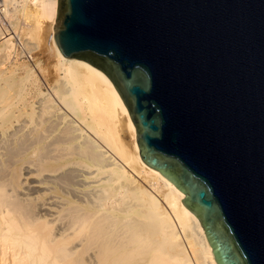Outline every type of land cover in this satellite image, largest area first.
I'll use <instances>...</instances> for the list:
<instances>
[{
    "label": "water",
    "instance_id": "95a60500",
    "mask_svg": "<svg viewBox=\"0 0 264 264\" xmlns=\"http://www.w3.org/2000/svg\"><path fill=\"white\" fill-rule=\"evenodd\" d=\"M52 33L111 81L216 263L264 264V0H57Z\"/></svg>",
    "mask_w": 264,
    "mask_h": 264
},
{
    "label": "bare ground",
    "instance_id": "6f19581e",
    "mask_svg": "<svg viewBox=\"0 0 264 264\" xmlns=\"http://www.w3.org/2000/svg\"><path fill=\"white\" fill-rule=\"evenodd\" d=\"M56 8L0 0V66L35 48L28 39L17 51L14 31L35 39L43 30V52L55 58L46 90L37 78L32 87L0 83L2 264H217L184 194L140 159L111 81L59 52Z\"/></svg>",
    "mask_w": 264,
    "mask_h": 264
},
{
    "label": "rangeland",
    "instance_id": "374dc122",
    "mask_svg": "<svg viewBox=\"0 0 264 264\" xmlns=\"http://www.w3.org/2000/svg\"><path fill=\"white\" fill-rule=\"evenodd\" d=\"M1 21H0V23H1V25L2 26H5V25H7L8 23H7V21H5L4 19H0ZM3 21H5V22H3ZM3 23H4V25H3ZM16 25H17V23H18V25L20 24L18 21H16L15 20V22H14ZM8 26V25H7ZM7 26H5V27H7ZM15 32V34L13 33H11L12 34V41H14L15 43H16V37H17V33H16V31H14ZM41 32V36H39L38 37V35L35 37V39H33V38H29V36L27 37L26 35H24L23 36V34L21 35V36H19L20 37V40L22 39V38H24V39H22L21 40V42L22 41H27L28 39V41L33 45V46H35V48H33L32 50H31V52H34V53H31L30 52V56H29V53L27 54V52L25 53V52H23L22 54H24V55H22L21 53V55L20 54H18V57L16 56V54H14V52L12 53V55H11V57L9 58V61H8V59L7 60H5V62L2 64V66H0V83L3 85L4 84V82H7V83H12L13 85H15V89H17V86L19 85V84H21L22 82H27V84L29 85V86H33V81H34V79L35 78H37V81L38 82H40L39 83V85H40V87L42 88V90H46V88H45V85L43 84L44 82H43V79L45 78V76L44 75H46L47 74V70H45V68L46 69H48V68H50V66H51V63L52 62H54L55 61V58L53 57V56H50V57H46V52H43L44 51V49H45V45H46V48H47V39H44V36L42 35V33H43V30H41L40 31ZM15 35V36H14ZM39 35H40V33H39ZM26 37H27V39H26ZM38 37V38H37ZM41 37V38H40ZM15 38V39H14ZM38 39V42L36 41ZM33 40V41H32ZM39 40H40V42H39ZM33 42V43H32ZM46 42V43H45ZM38 43V44H37ZM41 43V44H40ZM36 44H37V46H36ZM23 47V46H22ZM39 48V49H37V48ZM43 47V48H42ZM16 49H17V51H21L22 50V48L20 49V47L18 48L17 46H16ZM35 49V50H34ZM37 49V50H36ZM46 51V50H45ZM45 53V54H44ZM13 54H14V56H13ZM26 55V56H25ZM32 55V56H31ZM30 58H29V57ZM44 58H43V57ZM14 57V58H13ZM26 58V59H25ZM45 58H47V59H45ZM37 59V60H36ZM11 60V61H10ZM24 60H25V62H24ZM44 60H46V61H44ZM48 61H49V63H48ZM51 62V63H50ZM48 64V65H47ZM1 65V64H0ZM29 65V66H28ZM33 67H35V68H33ZM42 67V68H41ZM39 68H41V69H39ZM22 69V70H21ZM43 69V70H42ZM45 70V71H44ZM32 72V73H31ZM40 73V74H39ZM27 74H30L29 76H28V79H25V76L27 75ZM33 75H35L36 77H34ZM38 76V77H37ZM31 86V87H32ZM45 88V89H44ZM11 93L13 94L14 93V91H11ZM126 139V142L128 143V141H129V139H128V137L127 138H125ZM22 177V176H21ZM1 258V257H0ZM0 264H2V262H1V260H0Z\"/></svg>",
    "mask_w": 264,
    "mask_h": 264
},
{
    "label": "built area",
    "instance_id": "2783aa9c",
    "mask_svg": "<svg viewBox=\"0 0 264 264\" xmlns=\"http://www.w3.org/2000/svg\"><path fill=\"white\" fill-rule=\"evenodd\" d=\"M15 39V38H14ZM16 46L19 48H22V46H23V43L21 42V40H20V37L19 36H17V38H16Z\"/></svg>",
    "mask_w": 264,
    "mask_h": 264
}]
</instances>
